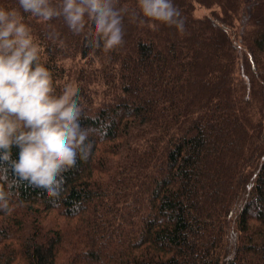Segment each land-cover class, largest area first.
<instances>
[{
    "label": "trees",
    "instance_id": "obj_1",
    "mask_svg": "<svg viewBox=\"0 0 264 264\" xmlns=\"http://www.w3.org/2000/svg\"><path fill=\"white\" fill-rule=\"evenodd\" d=\"M173 3L182 32L117 0L124 42L105 53L87 27L0 0L32 29L57 94L78 89L93 142L58 198L12 188L0 264H264V0Z\"/></svg>",
    "mask_w": 264,
    "mask_h": 264
},
{
    "label": "clouds",
    "instance_id": "obj_2",
    "mask_svg": "<svg viewBox=\"0 0 264 264\" xmlns=\"http://www.w3.org/2000/svg\"><path fill=\"white\" fill-rule=\"evenodd\" d=\"M23 13L43 21L63 17L74 34L85 32L86 46L108 53L123 44L122 22L128 9L117 0H18ZM140 23L158 30V24L184 30L185 21L173 0H137ZM138 17H134L136 19ZM49 38H59L50 32ZM40 45L20 11L0 8V211L10 212L12 188L27 182L32 188L58 198L63 190V173L77 159L87 162L93 149L91 129L82 127L83 109L78 89L71 83L57 94L51 71L41 62ZM13 145L19 159L11 158Z\"/></svg>",
    "mask_w": 264,
    "mask_h": 264
},
{
    "label": "rangeland",
    "instance_id": "obj_3",
    "mask_svg": "<svg viewBox=\"0 0 264 264\" xmlns=\"http://www.w3.org/2000/svg\"><path fill=\"white\" fill-rule=\"evenodd\" d=\"M208 12L204 9H199L197 10V12L195 13L196 16H202V15H205L207 14Z\"/></svg>",
    "mask_w": 264,
    "mask_h": 264
}]
</instances>
